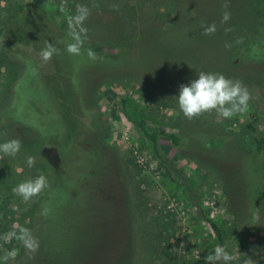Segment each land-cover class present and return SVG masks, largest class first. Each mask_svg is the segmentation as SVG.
<instances>
[{"label":"rangeland","instance_id":"obj_1","mask_svg":"<svg viewBox=\"0 0 264 264\" xmlns=\"http://www.w3.org/2000/svg\"><path fill=\"white\" fill-rule=\"evenodd\" d=\"M224 2L0 0V143L22 142L0 153V237L19 224L39 240L5 262L0 238V264H205L218 245L206 219L226 234L231 264H264V0H229L222 24ZM78 4L91 15L76 56L67 17ZM45 41L60 50L47 63ZM200 71L240 80L248 111L187 120L176 96ZM122 101L132 120L178 136L160 139L163 160ZM40 174L49 187L22 201L13 189Z\"/></svg>","mask_w":264,"mask_h":264},{"label":"clouds","instance_id":"obj_2","mask_svg":"<svg viewBox=\"0 0 264 264\" xmlns=\"http://www.w3.org/2000/svg\"><path fill=\"white\" fill-rule=\"evenodd\" d=\"M98 8L99 5H92ZM225 11L222 13L221 23H227L231 17V13L227 11L229 0H225L223 5ZM66 5L61 4L60 11L64 12ZM91 15V8L87 5L78 4L76 6L75 15L67 17V26L71 42L67 44L66 51L71 55H80L81 50L88 39V28L85 22ZM204 35H213L217 30V25L201 24ZM231 29H225L230 31ZM231 47V45H226ZM59 49L52 43L45 41L44 47L40 50L39 56L44 63L51 61L52 57L59 53ZM87 56L90 60L102 59L91 49L87 50ZM177 105L184 117L191 121L205 114L215 112L221 119H231L238 114H244L249 109V102L253 99L248 88L243 85L240 80L226 78L220 73H211L200 71L197 78L191 80L188 84L179 86V93L176 96ZM22 142L17 139H10L4 143H0V153L7 156H15L20 152ZM28 166L31 167L34 163L32 157L27 159ZM49 187L48 180L45 175L40 174L34 179H28L19 183L13 191L22 198V201L28 202L32 198L39 196L46 188ZM19 211V209H15ZM49 209L42 210L41 215L47 216ZM260 209L253 213V222H259ZM5 243L11 242L13 239L21 242L23 247L29 254L35 253L39 249V240L32 234L31 230L15 225L12 230L8 231L0 237ZM17 255V250L12 249L5 251L3 260L5 262L14 260ZM199 259V257H198ZM236 259L235 256L229 254L225 245L218 244L215 248L204 257L205 264H231ZM243 264H256V262L248 257Z\"/></svg>","mask_w":264,"mask_h":264},{"label":"trees","instance_id":"obj_3","mask_svg":"<svg viewBox=\"0 0 264 264\" xmlns=\"http://www.w3.org/2000/svg\"><path fill=\"white\" fill-rule=\"evenodd\" d=\"M128 16L132 17L133 14L129 12ZM67 40H69L71 42L70 38H67ZM121 105H122V112H123L124 116L129 121H131L135 126H137L138 129L142 132V134L144 135L146 140L152 145L154 153L158 159L163 160V156L161 154V149H160V139L161 138H163V137L168 138L174 146H178L179 138L176 134L167 132L165 129H162V128H154L153 130H148L146 127L145 121H143V120L134 121L129 117L127 110H126V107H125V101H122ZM8 121L15 123V124H21V122L13 115H9ZM28 127H30V129H32L34 132H37L36 128H34L33 126L29 125ZM249 127L252 130V132H255V130L251 126H249ZM254 141H255L256 150L261 151L262 145L256 136H254ZM258 200L261 203L264 202V186H263V189L258 193ZM206 222L209 224V226H210L209 229H211V231L213 232L215 239L217 241V244L225 245L227 247V250H228L229 244H228V240H227V237H226V234L224 233V231L222 229H220V227L215 222H213L209 219H206ZM18 242L19 241L15 240V239H13L9 243H5L3 240H1L2 245L5 248H7L8 250L15 249V245ZM0 251H1V248H0Z\"/></svg>","mask_w":264,"mask_h":264}]
</instances>
